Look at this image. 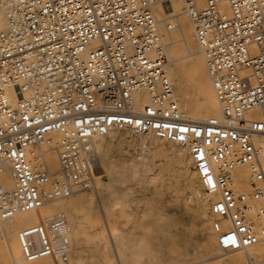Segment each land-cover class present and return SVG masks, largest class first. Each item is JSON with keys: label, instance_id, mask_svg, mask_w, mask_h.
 Instances as JSON below:
<instances>
[{"label": "built area", "instance_id": "built-area-1", "mask_svg": "<svg viewBox=\"0 0 264 264\" xmlns=\"http://www.w3.org/2000/svg\"><path fill=\"white\" fill-rule=\"evenodd\" d=\"M174 0H0V219L95 187V136L128 127L186 146L222 251L264 240V0H181L222 117H183L168 73L155 6ZM148 95V102L144 98ZM57 143L60 169L44 147ZM246 164L251 189H235ZM11 172L13 186L3 175ZM223 221H229L225 227ZM68 213L23 227V256L67 262Z\"/></svg>", "mask_w": 264, "mask_h": 264}, {"label": "bare ground", "instance_id": "bare-ground-1", "mask_svg": "<svg viewBox=\"0 0 264 264\" xmlns=\"http://www.w3.org/2000/svg\"><path fill=\"white\" fill-rule=\"evenodd\" d=\"M199 3L200 5L203 4L200 0ZM173 5L174 10L170 12L165 11L162 4H157L154 9L160 22V34L169 57L168 73L173 84L175 100L183 117L187 120L205 122L210 118H221L220 103L216 97L205 58L196 41L192 22L181 0H174ZM3 23L4 20H1L0 24L3 25ZM168 29L173 30L169 31ZM191 57L194 58L191 59ZM146 101L148 102V95L144 98V102ZM50 135L52 144L44 147L46 164L51 171H58L60 160L56 146L61 141L62 136L58 132H52ZM108 137H117L121 142H130V145L138 144L143 147L147 146L148 140L168 142L171 146L170 148L159 146L153 155L149 157L142 155L141 158L135 159L131 163L125 162L126 160L117 163L110 161L109 168L95 173L94 192L83 193L79 198L75 197L76 193L66 199L47 202L39 209L21 212L8 219H0V229L2 235L5 236L4 239L0 236V251H2L0 254L5 255V264H88V257H92L99 264H128L129 261L143 264V261H147V259L151 264H164L163 257L147 241V238L135 237L133 231L124 237L117 224L111 221L100 222V226L97 227L105 231L104 237H102L97 232L98 229H93L91 220V223H86L87 219L84 213L87 207L94 209L99 215H105L110 212L109 208L113 205L121 206L123 210L126 206L131 205L135 195H133L134 187L124 188V184L129 178L139 182V184L141 183L146 189L147 181L152 182L161 194H164V189L166 190L169 203L174 207L173 213L176 214V210H179L189 216L188 222H183V225L190 229V232L187 233L188 241L194 238L196 228H200L201 238L198 240V246L208 254L206 257L208 261L214 259L213 264H264V240L246 249L232 251V253L219 252L217 233L214 228V223L218 218L211 209V204L217 197L205 191L195 170L187 168L188 164H192L193 168V161L186 146L158 138L152 133H135L132 129L125 127L114 129L108 135L95 136L92 140L94 149L96 151L103 150V145ZM158 156L164 158L160 164L157 163L159 162L156 159ZM155 168H157V173L152 177H147L149 171ZM249 177L248 165L243 164L235 167L233 178L235 189L238 192H246L251 189ZM176 178L179 180L184 178L187 182L184 186H188L191 191L193 206L183 203L179 196V190L182 187H180V183L182 184V182H175ZM3 182L7 188L13 186L14 181L11 172H6L3 175ZM88 190L91 189L82 191ZM144 196L146 200L143 206L147 210V194L145 193ZM95 204L97 205L93 206ZM152 205L153 211L156 202ZM263 206L264 197L259 200H252L250 202L252 215L256 216ZM61 211L70 213L73 220L70 223L72 252L69 260L57 263L50 256L27 260L22 253L18 238L19 230L33 223L51 219ZM150 215L155 219V224L160 225L162 229L172 235L173 228L169 230L168 227L170 225L172 227V224L177 226L180 223L173 215L155 212H151ZM144 216H147V211L144 212ZM223 223L225 227L230 226L229 221H223ZM89 229L93 231H89ZM175 235L173 236L175 237ZM77 239H85V242L81 243ZM94 244H98L99 251L96 250ZM120 250H124V253L119 254ZM169 262L172 263L173 260Z\"/></svg>", "mask_w": 264, "mask_h": 264}, {"label": "rangeland", "instance_id": "rangeland-1", "mask_svg": "<svg viewBox=\"0 0 264 264\" xmlns=\"http://www.w3.org/2000/svg\"><path fill=\"white\" fill-rule=\"evenodd\" d=\"M168 30L172 31L173 29H168ZM193 58L194 57H191V59ZM155 145H156V148H155ZM159 146H165L167 148H170L171 145L168 142L162 143V141L153 142V140H148L147 146H146L147 148H146L138 144L130 145V142H121L120 139L117 137L115 138L108 137L103 145V150H98L97 152L99 171L105 170L107 169V167L109 168L110 161L117 163L119 161L124 162L126 160L125 162L131 163L135 159L141 158L142 155H147V157H149L155 153V151L159 148ZM156 159L157 161H159L157 162L158 164L164 161V158L161 156H158ZM187 168H189L190 170H194L192 168V164H188ZM155 173H157V168L149 171V173L147 174V177H152ZM176 179L177 180H175V182H182V184L180 183V187L181 186L182 187L179 190L180 191L179 196L182 199L183 203L185 205L193 206L191 191L188 186H184L186 185L187 182H185L184 178H180V180L178 178ZM129 187L130 188L134 187L133 195L135 194L133 196V202L131 203V205L126 206L125 210H123L121 206L113 205L111 206V208H109L110 212H108L105 215H99L98 213H96L94 209L87 207L84 213V216L87 219L86 223L92 222L93 229H98L97 227L100 226V222L111 221L117 224V227L120 229L121 234L124 237L128 236L130 234V231H133V235L135 237L144 238V239L147 238V241L155 249H157L160 255L163 257L164 264H169L170 262L168 263V261H172V260L173 262L170 264H213L214 263V259H212L211 261L207 260L208 258L206 257L208 256V254H206V252L203 251L200 248V246H198V240L199 238H201L199 227L196 228L195 230L194 238L193 239L191 238L188 241L187 237L189 236L187 235V233L188 231L190 232V229L186 228L183 225V222L187 223L189 216L185 215L184 212L179 211V210H176L177 211L176 214L173 213L174 207L173 205L169 203V200H168L169 197L167 193H165L166 192L165 189H164L165 191L164 194H161V192L158 190V188H156L155 184H153L152 182L147 181V189H146L144 186L141 185V183L139 184V182L131 178H129L124 184L125 189H129ZM94 191H95V187L93 188V191L92 189L88 191H80L75 195V197L79 198L83 193L86 194L87 192H94ZM144 192L147 194V210H145V206H143V203L146 200L144 196L145 195ZM154 202H156V205L154 206V209L152 211V208H153L152 204ZM96 205L97 204L93 206H96ZM145 211H147V216H144ZM151 212H155L157 214L165 213L167 215H173L178 221H180V223L177 226L172 224V227L171 225L168 227L169 230L173 228L172 232H173V235L176 234L175 237L170 232L162 229L160 225L155 224L156 223L155 219L153 217H150ZM68 214L70 218V223H72L73 220L71 219V214L70 213ZM89 231H93V230L89 229ZM97 232H99L100 236L104 237L103 233H105V231L98 229ZM0 236L3 239L5 238V236L2 235L1 229H0ZM77 241L83 243L85 242V239H77ZM94 247L96 248L97 251H99L98 244L97 245L94 244ZM218 250L220 253L224 252L219 247H218ZM229 252L232 253V251H226L225 253H229ZM123 253H124V250L119 251V254H123ZM2 254L3 253L0 254L1 255L0 264H5L6 263L5 255L3 254L4 255L3 256ZM100 259L102 258L100 257ZM87 263L97 264L98 262L94 260L92 257H88ZM128 264H136V263L134 261H129ZM143 264H151V262L147 259V261H143Z\"/></svg>", "mask_w": 264, "mask_h": 264}]
</instances>
